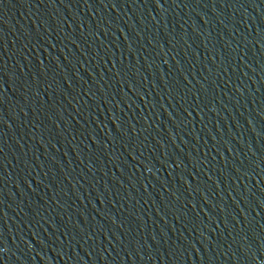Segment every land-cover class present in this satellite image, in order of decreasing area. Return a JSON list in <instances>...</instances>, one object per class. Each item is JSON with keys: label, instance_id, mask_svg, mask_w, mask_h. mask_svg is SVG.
Instances as JSON below:
<instances>
[{"label": "water", "instance_id": "95a60500", "mask_svg": "<svg viewBox=\"0 0 264 264\" xmlns=\"http://www.w3.org/2000/svg\"><path fill=\"white\" fill-rule=\"evenodd\" d=\"M39 264H264V0H169Z\"/></svg>", "mask_w": 264, "mask_h": 264}]
</instances>
